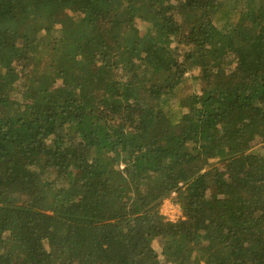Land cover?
I'll return each instance as SVG.
<instances>
[{
  "label": "trees",
  "instance_id": "1",
  "mask_svg": "<svg viewBox=\"0 0 264 264\" xmlns=\"http://www.w3.org/2000/svg\"><path fill=\"white\" fill-rule=\"evenodd\" d=\"M256 143L264 0H0V264H264Z\"/></svg>",
  "mask_w": 264,
  "mask_h": 264
},
{
  "label": "rangeland",
  "instance_id": "2",
  "mask_svg": "<svg viewBox=\"0 0 264 264\" xmlns=\"http://www.w3.org/2000/svg\"><path fill=\"white\" fill-rule=\"evenodd\" d=\"M138 26L140 27L141 31H144V28H143V25L140 21L137 22ZM198 74L197 71L193 72V73H190L188 74L186 77H195L196 75ZM194 79V78H193ZM196 82L194 81L192 85L188 86V88H186V86H184V92H192L194 88H196ZM195 85V86H194ZM253 151H258V152H262L264 153V144H260V143H256L254 148H253ZM162 213L164 215H166V217L170 220H177V217H180L181 215V211L179 209L178 206H175L172 201H167L165 202V204L163 205L162 207Z\"/></svg>",
  "mask_w": 264,
  "mask_h": 264
}]
</instances>
